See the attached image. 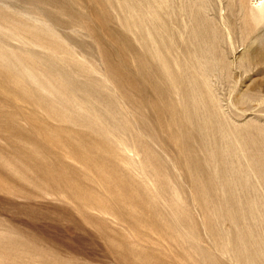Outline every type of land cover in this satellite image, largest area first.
I'll list each match as a JSON object with an SVG mask.
<instances>
[{"label": "rangeland", "instance_id": "1", "mask_svg": "<svg viewBox=\"0 0 264 264\" xmlns=\"http://www.w3.org/2000/svg\"><path fill=\"white\" fill-rule=\"evenodd\" d=\"M0 264H264V0H0Z\"/></svg>", "mask_w": 264, "mask_h": 264}]
</instances>
